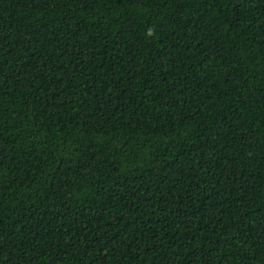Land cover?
I'll use <instances>...</instances> for the list:
<instances>
[{
  "label": "trees",
  "instance_id": "1",
  "mask_svg": "<svg viewBox=\"0 0 264 264\" xmlns=\"http://www.w3.org/2000/svg\"><path fill=\"white\" fill-rule=\"evenodd\" d=\"M0 264H264V0H0Z\"/></svg>",
  "mask_w": 264,
  "mask_h": 264
}]
</instances>
